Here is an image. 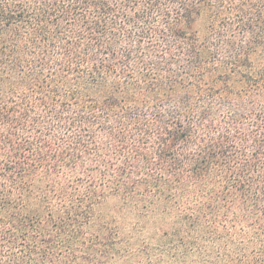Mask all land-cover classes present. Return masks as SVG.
Instances as JSON below:
<instances>
[{
	"label": "clouds",
	"instance_id": "obj_1",
	"mask_svg": "<svg viewBox=\"0 0 264 264\" xmlns=\"http://www.w3.org/2000/svg\"><path fill=\"white\" fill-rule=\"evenodd\" d=\"M0 10V264H264V0Z\"/></svg>",
	"mask_w": 264,
	"mask_h": 264
},
{
	"label": "trees",
	"instance_id": "obj_2",
	"mask_svg": "<svg viewBox=\"0 0 264 264\" xmlns=\"http://www.w3.org/2000/svg\"><path fill=\"white\" fill-rule=\"evenodd\" d=\"M2 18H4V14H3L2 10H0V19H2ZM16 18L17 17H13L11 14L8 15V19L9 20L16 19ZM49 46L52 47L53 45H49ZM103 54L105 56H108V53H103ZM105 70H113V69L111 68V65H105L104 62H102V61L99 62L97 65H93V72L94 73H99V72H102V71H105ZM69 96L71 98V94H69ZM37 99H38V101L46 102V101H43V97H38ZM56 99H58V97ZM59 107L66 108L67 107V101L66 100L60 101L59 102ZM0 116H3V114L0 113ZM242 189H243V186L241 185L240 189H238V190H242Z\"/></svg>",
	"mask_w": 264,
	"mask_h": 264
}]
</instances>
